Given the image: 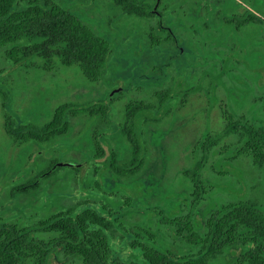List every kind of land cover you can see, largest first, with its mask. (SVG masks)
I'll return each instance as SVG.
<instances>
[{
  "label": "rangeland",
  "instance_id": "obj_1",
  "mask_svg": "<svg viewBox=\"0 0 264 264\" xmlns=\"http://www.w3.org/2000/svg\"><path fill=\"white\" fill-rule=\"evenodd\" d=\"M56 1L81 15L97 33L110 37L111 51L98 79H90L78 63L66 66L54 57V63L45 65L40 56L14 63L0 49V221L33 226L68 206L109 211L117 229L114 250L124 259L149 264L139 246L128 244L136 233L142 237L145 227L165 247L185 253L193 248L175 236L166 224L169 218L191 214L202 221L221 202L234 198L242 184L248 195L264 202V165L257 166L245 154L226 160L234 156L238 137L223 134L222 114L228 110L264 124V26L262 39L250 27L231 35L210 27L207 46L193 54L204 55L205 61L199 63L205 64L204 78L193 80L187 72L192 66V48L187 45H182L185 53L171 61L173 74L164 73L169 69L166 57L142 31L153 19L126 14L112 0ZM258 14L264 18V11ZM176 76L183 79L184 87L193 85L198 91L176 109L173 100L174 110L158 121L152 119L170 107L168 99L161 101L160 109L138 108L134 131L145 146V164L132 177L118 174L106 159L111 149L117 151L120 163L129 158L122 131L127 106L141 102L137 94L147 85L163 86L161 80L173 82ZM3 100L16 122L32 127L49 121L64 102H72L79 111L70 116L66 133L44 141L18 142L5 130ZM101 103L107 104L104 114L99 109L98 113L88 111ZM206 134H221L216 141L225 146L223 154H211L207 161L199 147ZM201 158L209 189L197 201L183 171ZM25 183L38 186L29 192L19 190ZM50 262L83 264L59 249Z\"/></svg>",
  "mask_w": 264,
  "mask_h": 264
},
{
  "label": "trees",
  "instance_id": "obj_2",
  "mask_svg": "<svg viewBox=\"0 0 264 264\" xmlns=\"http://www.w3.org/2000/svg\"><path fill=\"white\" fill-rule=\"evenodd\" d=\"M222 1L220 7L225 9L228 4ZM115 3L128 13H141L122 0H115ZM255 16L250 13L241 24L255 20ZM256 20L260 21V17ZM108 48L106 37L92 29L81 15L56 0H0V49L14 62L36 55L44 58L45 65H50L54 57H58L66 66L78 63L85 75L98 79ZM2 106L5 130L18 142L44 141L66 133L70 116L79 111L72 107V102H64L55 108L49 121L32 127L16 122L7 110L6 101H2ZM98 109L101 112L104 106L88 111L98 113ZM137 110L135 105L127 106L122 128L130 147L128 160L120 163L115 149L110 150L106 159L108 167L130 177L138 174L145 164V146L134 131ZM222 114L223 134L238 137L235 150H232L234 156L226 160L233 161L245 154L257 166H263L264 124L228 110H223ZM220 136L206 134L199 142L204 153L202 158L206 157V161L211 154H223L225 146H218L216 141ZM202 158L183 171L197 201L204 199L209 189ZM33 183L21 184L18 189L29 192L38 186ZM110 216L111 212H99L90 206H68L33 226L0 221V264H51L50 256L58 249L67 257L82 259L83 264H137L114 250L112 239L117 229ZM166 224L193 250L179 253L167 248L155 232L145 227L144 235L141 237L135 232L137 236L128 244L139 246L149 264H264V202L248 195L243 184L234 198L221 202L202 221L185 214L169 218Z\"/></svg>",
  "mask_w": 264,
  "mask_h": 264
},
{
  "label": "flooded vegetation",
  "instance_id": "obj_3",
  "mask_svg": "<svg viewBox=\"0 0 264 264\" xmlns=\"http://www.w3.org/2000/svg\"><path fill=\"white\" fill-rule=\"evenodd\" d=\"M122 2L129 4L133 10H140L141 13H128L122 9L119 3H115V0H112V3L119 6L126 14L135 15L146 21L153 19V22L145 23L142 31L147 35L149 44L158 46L159 53L166 57L164 63L167 64L169 69L165 70L164 73L168 72V76L173 74V69L170 67L171 61L173 58L177 59L183 55L185 50L182 45H187L192 48V56L189 57L192 58V66L187 72L191 74L190 77L193 80H199L200 77H203L205 64L199 65V63L205 61L204 55L199 58V55L194 57L193 54L199 50L203 51L201 48L205 45L207 46L210 27L216 28L215 32L220 31L223 35L230 34L234 30L238 31L245 27H250L256 38L262 39L263 36L261 29L264 26V18L258 14V11H264V0L261 2H257V0H226L228 7L226 6L225 9L220 7L222 0H122ZM252 12L257 17H260V21H257L255 16V20L241 24V21H244ZM166 16H168L167 19H165ZM106 38L109 43V53L111 51V39L110 37ZM230 46H235V44L231 42ZM11 61L14 62L13 60ZM162 64L160 69H163ZM154 68H156V65H154ZM177 77L173 82L169 79L167 83L164 79L161 81L159 79L160 84L165 83L163 86L147 85L144 88V92L137 94L140 96L141 102L139 104L135 102V107L151 110L161 105L163 97L164 100L168 99L170 107L165 112H161L158 117L152 119V121H158L166 113L171 112L173 100H176L175 109L178 105H186L191 99L190 97L198 90H194L193 85L184 87L183 79ZM117 90L119 88L114 91ZM203 98L205 99L204 96ZM111 99L112 97L107 98V100ZM100 105L104 106V111H102V114H104L107 104L101 103ZM51 172L52 170H50Z\"/></svg>",
  "mask_w": 264,
  "mask_h": 264
}]
</instances>
